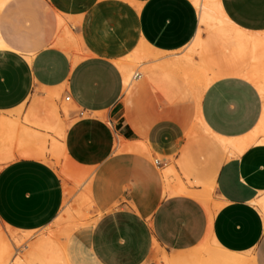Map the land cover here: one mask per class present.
I'll use <instances>...</instances> for the list:
<instances>
[{
  "label": "crops",
  "instance_id": "0c3cea01",
  "mask_svg": "<svg viewBox=\"0 0 264 264\" xmlns=\"http://www.w3.org/2000/svg\"><path fill=\"white\" fill-rule=\"evenodd\" d=\"M220 3L231 22V45L226 65L213 67L215 78L197 105L210 132L191 136L185 132L195 117L191 96L156 105L149 92L148 106H136L139 88L126 97L117 65L142 45L167 53L187 46L200 26L191 0H6L0 8L7 45L0 49V116L16 120L20 108L22 125L56 137L22 118L42 120L40 104L59 95L69 103L66 112L58 111L66 154L99 169L85 264H162L163 253L187 251L207 236L229 252L253 251V264H264V216L255 203L264 195V143L241 146L264 122V95L249 78L253 58L264 61V0ZM59 16L78 39L81 58L74 64L53 43ZM146 115L157 118L147 122ZM117 134L145 141L155 166L144 163L130 188L112 196L102 168ZM212 135L227 138V147L212 144ZM134 160L127 156L124 162ZM213 167L209 195L217 209L209 213L198 195L208 188ZM63 202V182L47 161L15 155L1 166L3 225L41 229Z\"/></svg>",
  "mask_w": 264,
  "mask_h": 264
},
{
  "label": "bare ground",
  "instance_id": "6f19581e",
  "mask_svg": "<svg viewBox=\"0 0 264 264\" xmlns=\"http://www.w3.org/2000/svg\"><path fill=\"white\" fill-rule=\"evenodd\" d=\"M5 1L0 0V8ZM191 1L199 12L200 26L195 37L184 49L188 52L195 51L200 57L199 62H196L189 54H185V50L179 53H176V51L170 52L175 57L172 60L157 57L152 58L167 52L155 50L146 45L140 46L126 58L127 60L117 61V65L123 75L124 93L127 97L131 95L135 88L134 80L136 72L133 71L135 63H139V66L146 69L149 79H155L157 89L167 99H173L176 95L175 93L179 91L176 78L173 75L176 68H182L187 75L195 73L197 77H200L201 80L198 78L200 80L199 84L191 92V98L195 103L196 123L194 125H185V132L188 136H191L192 132L197 130H202L205 133L210 132L200 117L197 105L202 91L215 78V72L212 71L213 67L226 65L228 48L231 45V22L224 14L220 0ZM203 32L205 33L204 37H202ZM56 35L58 37L53 43L72 57L73 64L77 62L81 58L78 55V39L60 16L57 22ZM6 47L7 45L0 34V49H5ZM254 48H257V46H254ZM179 57L181 58L179 59ZM253 60L255 63L252 66V76L249 78L256 85L260 93L264 95V61L255 58ZM222 72L224 71L222 70ZM55 97H59V95H49V101L46 102L47 115L45 114L42 120L34 121V123L42 125L46 131L52 132L56 137L50 134H42L26 127L17 119L11 120L5 116H0V162L5 163L13 159L15 155L30 156L47 161L48 153H52L57 157H64L79 167L75 172L60 167L57 172L62 176L63 181L73 178L78 183L80 180L91 176L90 169L92 167L82 166L72 161L66 154L63 144L59 141L63 136L65 125L59 122L58 111L66 112L68 109L67 104L69 103L64 102L62 103V107H59L53 101ZM259 134L263 136L257 139ZM212 137V144L219 146L221 149L227 147L229 141L227 138L217 135H212ZM48 142L49 145L47 146ZM252 142L264 143V122L261 126L255 128V132L246 136L241 146ZM16 143L17 145L24 146L14 151L12 146ZM117 145H119V142ZM31 146H35L36 148H28ZM138 148L140 152L150 153L149 146L145 141H141ZM214 174L215 167L212 168L206 180L208 188L198 195V198L207 207L209 213H213L217 209V205H210L209 195ZM80 199L85 202L90 200V197L88 194H85ZM63 203V211L70 210V202L67 196L64 197ZM255 203L264 216V198L255 200ZM59 219L60 215L58 214L47 226L35 229L40 231L36 236H31L30 234L35 230H21L5 225L10 232L5 233L0 230V264H85L86 252L83 250L86 247L91 222H82L80 230H75L76 228H74L73 233H65V239H60L50 228V225ZM199 245H212L206 263L200 261L199 256L193 250L163 255L161 262L162 264H249V261L242 253L229 252L221 248L212 236H207Z\"/></svg>",
  "mask_w": 264,
  "mask_h": 264
},
{
  "label": "rangeland",
  "instance_id": "374dc122",
  "mask_svg": "<svg viewBox=\"0 0 264 264\" xmlns=\"http://www.w3.org/2000/svg\"><path fill=\"white\" fill-rule=\"evenodd\" d=\"M183 50L185 49L182 48L179 51H176V53L182 52ZM187 52L188 51H186L185 54H189L191 58L195 60L197 53L195 51H191L188 53ZM156 57L162 58V59H168V60L175 59V57H173L171 53L159 54L152 58H156ZM180 58L181 57H179V59ZM133 71L136 72L135 80H134V87L139 88V95H138V99H136L137 100L136 106L137 104H140L141 106L143 105L145 106V108L148 106L149 92L152 95V104L155 103L156 105H158L163 102L164 98L167 99L157 89L155 79L151 80L148 78L147 71L144 67L139 66V63H135L133 66ZM173 75L176 78L179 91L175 93L176 95L175 97H173V99H167V100L169 102L171 101L174 103L190 97L191 92L195 89V86H197L201 80L200 77H197V75H195V73L187 75L185 70H183L182 68H176ZM53 101H55L59 107H62V103H64V101L60 97H55V100ZM127 101L129 102L128 104L130 105V100L128 99ZM129 105H128V108H129ZM46 110H47L46 103L40 104L39 110H37L38 111L37 113L42 111L44 113L43 114V117H44L45 114L47 115ZM20 115L21 113L19 112L17 113V117H16L17 120H19V122L21 119ZM156 118L157 116H152V115L145 116V120L147 122H151L152 120ZM22 123L25 125H34L42 129H45L42 125H37L36 123H34L27 116H24L22 118ZM195 123H196V120H195V117H193L190 123L188 124L194 125ZM118 142H119V145H117ZM140 142L141 141L139 140L132 141L123 135L117 134L113 155L111 159L108 161V163L103 165V168H102V170L106 174L105 177H106V181L108 185L107 192L109 195L118 196L124 190L129 189L131 185L130 183L133 182L135 178H138L140 174L139 172H141L139 171V169L140 170L142 169L141 166L144 163L147 162L151 166L153 167L155 166L154 159L151 157L149 153H143L139 151L138 147L140 145ZM127 156L132 157V158L135 157L134 162L125 163L124 159ZM47 162L51 164L56 169L57 172L59 171L60 167L65 168L69 171H74V172L79 169L78 166L74 165L69 160L65 159L64 157H61V156L57 157L56 155L52 153H48ZM3 164L4 163L0 162V168ZM97 171H99V169L91 168L90 169L91 176L84 180H80L78 183H76L73 180V178L66 179L65 181H63V179L61 178L63 182L64 193H65L64 197L67 196L70 202V210L63 211V205H62L61 210L59 212L60 219L57 222H54L50 225V228L54 231L56 235H58L60 239H65L66 237L65 233H73L74 228H76L75 230H80L81 228L80 224L82 222H91V219L94 217L95 197L99 195V188L96 186L97 185V178H96ZM147 172H148L147 169L143 171L145 175L147 174ZM60 177L62 176L60 175ZM85 194L89 195L90 200L84 202L80 199V197L84 196ZM261 198H264V195ZM0 230L5 233L10 232V230L5 225H3L1 222H0ZM39 232L40 231L35 230L30 234L31 236H36ZM211 248H212V245H205V246L197 245L196 247L189 249L187 251H190V250L195 251L197 255L199 256V260L206 263L207 261L206 259L209 256V252L211 251ZM163 255H166V254L163 253ZM242 255L249 261V264H253V261L255 259L253 251L243 253Z\"/></svg>",
  "mask_w": 264,
  "mask_h": 264
}]
</instances>
